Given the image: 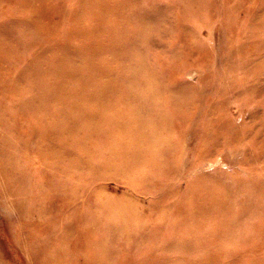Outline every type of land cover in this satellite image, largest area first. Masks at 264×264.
Wrapping results in <instances>:
<instances>
[{"label":"rangeland","instance_id":"obj_1","mask_svg":"<svg viewBox=\"0 0 264 264\" xmlns=\"http://www.w3.org/2000/svg\"><path fill=\"white\" fill-rule=\"evenodd\" d=\"M0 264H264V0H0Z\"/></svg>","mask_w":264,"mask_h":264}]
</instances>
